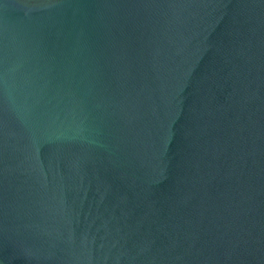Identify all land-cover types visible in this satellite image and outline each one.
Segmentation results:
<instances>
[{
	"label": "water",
	"instance_id": "1",
	"mask_svg": "<svg viewBox=\"0 0 264 264\" xmlns=\"http://www.w3.org/2000/svg\"><path fill=\"white\" fill-rule=\"evenodd\" d=\"M0 264H264V0H0Z\"/></svg>",
	"mask_w": 264,
	"mask_h": 264
}]
</instances>
